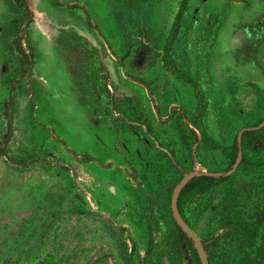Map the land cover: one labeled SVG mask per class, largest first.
I'll use <instances>...</instances> for the list:
<instances>
[{
    "label": "rangeland",
    "instance_id": "1",
    "mask_svg": "<svg viewBox=\"0 0 264 264\" xmlns=\"http://www.w3.org/2000/svg\"><path fill=\"white\" fill-rule=\"evenodd\" d=\"M27 2L0 0V264H201L172 210L193 170L180 211L238 264L219 218L229 186L264 218V126L238 146L264 121V0Z\"/></svg>",
    "mask_w": 264,
    "mask_h": 264
},
{
    "label": "trees",
    "instance_id": "2",
    "mask_svg": "<svg viewBox=\"0 0 264 264\" xmlns=\"http://www.w3.org/2000/svg\"><path fill=\"white\" fill-rule=\"evenodd\" d=\"M28 16L33 15V12L29 8L27 0H13ZM81 9L87 13V10L83 5H80ZM88 20L91 22L89 14H87ZM92 23V22H91ZM139 29L142 27L139 25ZM15 48L19 54L22 62L28 64L30 67L34 65V56L31 52L27 51L18 38L15 42ZM142 48H146L145 44L141 45ZM4 116L7 120L6 131L2 134L0 139V156L6 154V147L9 145L13 134V125L15 120V97L11 93L10 98L4 104ZM259 130H252V133H256ZM239 146V143H238ZM212 180H218L219 177L203 176ZM201 177H194L185 187L189 186L191 182ZM222 178V177H221ZM222 227L225 229L226 236L235 244L237 248L236 257L238 258V264H254L256 261H260L264 256V234L261 233L264 222L263 216H257L250 208L247 207V203L236 192V190L229 186L224 191L222 209L219 218ZM180 227V226H179ZM181 235L188 238L187 234L180 228ZM225 235V234H224ZM209 242H205L207 250L209 249ZM40 264H59V261L54 256L44 259Z\"/></svg>",
    "mask_w": 264,
    "mask_h": 264
},
{
    "label": "water",
    "instance_id": "3",
    "mask_svg": "<svg viewBox=\"0 0 264 264\" xmlns=\"http://www.w3.org/2000/svg\"><path fill=\"white\" fill-rule=\"evenodd\" d=\"M264 126V121L259 123L258 125L249 126L243 128L238 135V143L241 146L243 133L246 129L256 130L260 129ZM239 161L237 160L233 166V171L237 168ZM199 174L198 170H193L187 174H185L182 179L177 183L174 188V192L172 195V210L175 220L177 221L180 228L188 235V237L193 240L194 246L198 252V255L201 260V264H211L209 259L208 250L206 248L205 242L202 237L198 234V232L188 223L185 217L182 215L179 208V196L183 190V188L197 175Z\"/></svg>",
    "mask_w": 264,
    "mask_h": 264
}]
</instances>
